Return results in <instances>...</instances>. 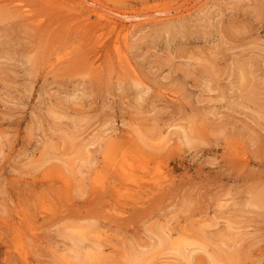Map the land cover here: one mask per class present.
Masks as SVG:
<instances>
[{"label":"rangeland","instance_id":"obj_1","mask_svg":"<svg viewBox=\"0 0 264 264\" xmlns=\"http://www.w3.org/2000/svg\"><path fill=\"white\" fill-rule=\"evenodd\" d=\"M137 263L264 264V0H0V264Z\"/></svg>","mask_w":264,"mask_h":264},{"label":"bare ground","instance_id":"obj_2","mask_svg":"<svg viewBox=\"0 0 264 264\" xmlns=\"http://www.w3.org/2000/svg\"><path fill=\"white\" fill-rule=\"evenodd\" d=\"M165 239H166V238H165ZM168 239H169V238H168ZM168 239H167V240H168ZM194 250H196V249H194ZM191 251H192V250H191ZM177 252H178V251H177ZM132 253H133V252H132ZM181 253H182V252H181ZM188 254H189V253L186 254V253L184 252V253L181 254V256H182L183 258H187ZM141 255H142V254H141ZM138 261H139V260H138ZM137 264H138V263H137Z\"/></svg>","mask_w":264,"mask_h":264}]
</instances>
